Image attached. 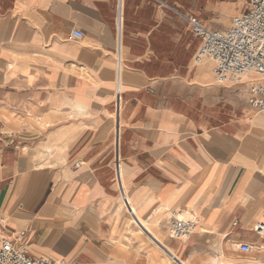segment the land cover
Wrapping results in <instances>:
<instances>
[{
  "label": "crops",
  "instance_id": "0c3cea01",
  "mask_svg": "<svg viewBox=\"0 0 264 264\" xmlns=\"http://www.w3.org/2000/svg\"><path fill=\"white\" fill-rule=\"evenodd\" d=\"M115 5L0 0V241L50 264H175L124 189L180 260L264 264V113L248 103L264 77L217 83L176 13L223 29L244 0H123L119 33ZM173 212L195 218L188 238L168 235Z\"/></svg>",
  "mask_w": 264,
  "mask_h": 264
},
{
  "label": "built area",
  "instance_id": "2783aa9c",
  "mask_svg": "<svg viewBox=\"0 0 264 264\" xmlns=\"http://www.w3.org/2000/svg\"><path fill=\"white\" fill-rule=\"evenodd\" d=\"M245 11L233 16L230 25L223 29H213L203 24L196 16L177 12L182 16L191 32L200 40V46L194 57L195 63L208 59L214 80L219 83H238L251 73L264 77V0H244ZM161 6H166L159 2ZM123 0H116L117 32L120 29ZM119 33V32H118ZM70 39L82 37V32L72 29ZM119 35H117L118 39ZM118 41V40H117ZM117 62L120 57V45L115 48ZM248 103L256 111L264 113V83L249 86ZM196 220L193 217L179 216L173 212L169 216L168 235L174 239L188 238L194 232ZM251 231L264 241V222L256 221ZM237 248L243 253L256 249L250 243L242 242ZM46 257L30 254L25 244L3 238L0 241V264H50Z\"/></svg>",
  "mask_w": 264,
  "mask_h": 264
},
{
  "label": "bare ground",
  "instance_id": "6f19581e",
  "mask_svg": "<svg viewBox=\"0 0 264 264\" xmlns=\"http://www.w3.org/2000/svg\"><path fill=\"white\" fill-rule=\"evenodd\" d=\"M119 86V85H118ZM119 88V87H118ZM120 90V89H119ZM116 92V91H115ZM116 95V94H115ZM120 98L118 97L117 98V101H116V110L114 111V114H112V117L113 118H116V126H118V114L120 112ZM117 132H118V128L116 127L115 129V133L117 135ZM122 193V197H123V201H124V204L126 205L127 209L129 210V215H131V221L136 224V227L138 226L139 230H141L143 233H145L151 241H153L155 244H157L168 256L169 260L170 261H174L176 262L177 264H188L187 262L185 261H182L180 259H178L176 257V255L172 252V250H170L169 248H167L160 240V238L153 232V230L151 229V225L155 224L156 223V220H152L150 223H146L144 222L143 220H141L137 214H136V209H135V206L130 203V201L128 200V197H127V194H126V191L124 189H122L121 191ZM187 212V211H186ZM189 215H193L194 216V213L193 214H186V216H189ZM179 216H185V215H182L181 213L179 214ZM181 239H184V238H181ZM225 262H228V259H216L214 262H212L211 264H226ZM175 263V264H176Z\"/></svg>",
  "mask_w": 264,
  "mask_h": 264
},
{
  "label": "rangeland",
  "instance_id": "374dc122",
  "mask_svg": "<svg viewBox=\"0 0 264 264\" xmlns=\"http://www.w3.org/2000/svg\"><path fill=\"white\" fill-rule=\"evenodd\" d=\"M193 213H194V215L196 216V215H198V213L194 210L193 211ZM154 220H156V218L154 217ZM155 225V224H154ZM255 234V233H254ZM185 239V238H184ZM253 245V244H252ZM253 246H255V245H253ZM257 250V249H256ZM260 250H263V248H261ZM178 258V257H177ZM178 259H180V258H178ZM220 259H224L223 257H221ZM248 261L249 262H247V264H260V263H256V261H259L258 259H248Z\"/></svg>",
  "mask_w": 264,
  "mask_h": 264
}]
</instances>
